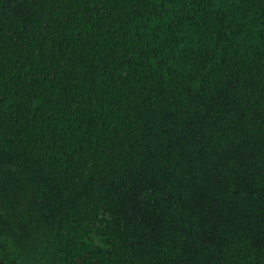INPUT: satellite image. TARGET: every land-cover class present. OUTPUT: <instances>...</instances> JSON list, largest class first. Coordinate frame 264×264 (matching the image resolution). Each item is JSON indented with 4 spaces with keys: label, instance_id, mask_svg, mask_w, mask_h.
<instances>
[{
    "label": "trees",
    "instance_id": "obj_1",
    "mask_svg": "<svg viewBox=\"0 0 264 264\" xmlns=\"http://www.w3.org/2000/svg\"><path fill=\"white\" fill-rule=\"evenodd\" d=\"M0 262L264 264V0H0Z\"/></svg>",
    "mask_w": 264,
    "mask_h": 264
},
{
    "label": "water",
    "instance_id": "obj_2",
    "mask_svg": "<svg viewBox=\"0 0 264 264\" xmlns=\"http://www.w3.org/2000/svg\"><path fill=\"white\" fill-rule=\"evenodd\" d=\"M0 264H7V263H5V262H0Z\"/></svg>",
    "mask_w": 264,
    "mask_h": 264
}]
</instances>
